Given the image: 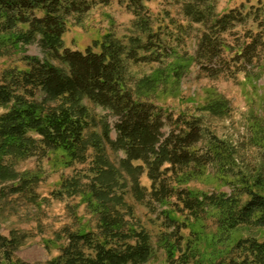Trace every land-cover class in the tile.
<instances>
[{
	"label": "trees",
	"instance_id": "1",
	"mask_svg": "<svg viewBox=\"0 0 264 264\" xmlns=\"http://www.w3.org/2000/svg\"><path fill=\"white\" fill-rule=\"evenodd\" d=\"M123 1L134 17L136 34L126 44L106 35L95 51L69 49L62 37L69 17H80L94 4L110 0H0V58L26 51L32 44L43 54L42 58L23 54V68L9 67L1 74L0 108L6 110L0 114V183H11L0 192L4 197L21 193L36 198L33 187L39 178L18 172L13 161L60 150L69 167L84 164L91 150L88 168L63 180L56 195L81 196L95 221L93 228L63 227L55 233L64 243L45 263L15 258L25 235L0 233L2 264H146L153 256L149 235L125 202L126 192L152 212L160 208L162 226L170 229L162 235L167 237L166 264L201 263L192 244L196 235L190 233L192 240L184 241L180 232L190 220L212 211L218 241L239 226L264 229V195L253 189L254 183L242 179L244 185L230 194L196 193L183 187L210 168L232 172L233 149L200 118L166 113L134 97L125 82L128 65L161 63L175 56L171 42L180 38L171 31L154 30L153 16L142 0ZM181 10L189 25L204 28L193 57L200 73L211 79L255 76L264 54V5L217 15L215 0H181ZM248 24L256 31L245 29L240 35L237 28ZM84 100L108 111L115 118L113 124L103 120L100 133L86 135L95 119ZM221 108L222 102H217L209 110ZM106 147L124 155L118 167L111 164ZM143 174L149 189L140 185ZM74 223H79L77 217ZM208 264H264V240L240 238L230 257Z\"/></svg>",
	"mask_w": 264,
	"mask_h": 264
},
{
	"label": "rangeland",
	"instance_id": "2",
	"mask_svg": "<svg viewBox=\"0 0 264 264\" xmlns=\"http://www.w3.org/2000/svg\"><path fill=\"white\" fill-rule=\"evenodd\" d=\"M142 3L153 16L154 30L158 31L159 28L164 34L171 31L180 40L177 43L171 42L172 46L175 45L176 55L161 63L129 64L125 77L126 86L131 89L134 97L152 102L166 113L200 118L205 128L233 149V161L229 163L233 165L232 172H224L223 168H210L183 187L196 193L230 194L233 188L242 187L244 184L240 181L246 179L249 183H254V190L264 195V54L255 76L239 74L234 80L223 76L208 78L199 72L193 60L197 40L204 28L200 24L189 25L182 14L181 0H142ZM260 5H264V0L260 4L257 0H215V12L221 15L241 6L247 11L250 6L255 9ZM133 19L123 0L94 4L84 15L68 18L62 37L63 45L72 50L91 47L98 51L97 44L106 35L126 44L128 38L136 34ZM245 29L256 31L255 26L248 24L246 27H238L237 32L242 35ZM228 39L232 41V38ZM23 54L43 57L37 44L27 46L26 51L3 56L0 58V78L2 72L9 67L25 66L21 60ZM217 102H222L221 110L210 111L209 107ZM84 104L95 119L86 129V135L90 131L100 133V123L103 120L113 124L115 118L108 115V111L87 100H84ZM5 110L6 108H0V114ZM110 137L113 140L116 137L113 129ZM60 153L62 152L59 150L56 153L49 152L43 158L30 157L13 161L18 172H29L39 178L33 187L36 198L21 193L4 197L0 192V233L4 236L11 232L25 235V240L15 251L14 257L27 263H45L55 258L58 247L64 243V240H56L55 233L63 227L86 230L89 226L93 228L95 223L94 217L86 211L81 196L56 195L63 180H69L76 171L88 168L92 152L88 151L84 164L74 163L69 167L65 166ZM106 154L115 167H118L119 160L124 157L122 152L112 151L108 147ZM8 183H0V188ZM140 185L150 188L146 174L140 177ZM124 200L131 206L135 219L149 235L153 256L146 264H166L164 245L167 237L162 235L170 229L162 226L160 208L157 207L155 212L148 210L144 204L135 201L130 192H126ZM163 209L166 210V207ZM74 214L79 223H74ZM213 214L212 211L201 219L190 220L187 228L180 232L184 241L187 238L192 240L190 233L196 235L192 244L198 253L197 259L201 261L198 264L212 263L219 258L227 259L231 256L234 243L240 238L251 236L259 241L264 240V229L239 226L230 230L224 241H218L219 233Z\"/></svg>",
	"mask_w": 264,
	"mask_h": 264
}]
</instances>
